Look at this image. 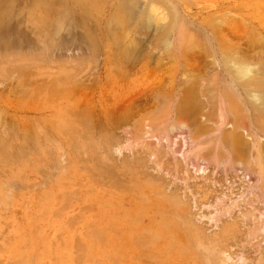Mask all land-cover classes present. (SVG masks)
I'll list each match as a JSON object with an SVG mask.
<instances>
[{
    "label": "rangeland",
    "instance_id": "374dc122",
    "mask_svg": "<svg viewBox=\"0 0 264 264\" xmlns=\"http://www.w3.org/2000/svg\"><path fill=\"white\" fill-rule=\"evenodd\" d=\"M229 51L264 70V0H0V264L264 263L252 181L169 127Z\"/></svg>",
    "mask_w": 264,
    "mask_h": 264
},
{
    "label": "bare ground",
    "instance_id": "6f19581e",
    "mask_svg": "<svg viewBox=\"0 0 264 264\" xmlns=\"http://www.w3.org/2000/svg\"><path fill=\"white\" fill-rule=\"evenodd\" d=\"M164 45L168 43L165 41ZM222 63L230 82L220 89L215 79L207 84L202 94L205 98L201 107L203 121L192 124L179 119L169 127L184 131L190 147L205 150L203 160L212 161L217 167L228 166L251 180L248 187L264 206V147L260 143L264 138V70L258 62L249 61L237 51L222 53ZM186 102L183 110L193 109V99ZM248 144H251L250 155L245 156L243 146L249 147ZM263 256L259 259L264 262Z\"/></svg>",
    "mask_w": 264,
    "mask_h": 264
}]
</instances>
